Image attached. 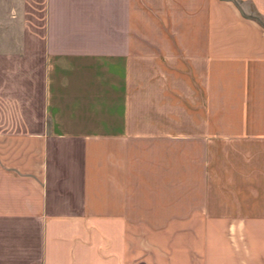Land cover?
<instances>
[{
	"label": "crops",
	"instance_id": "0c3cea01",
	"mask_svg": "<svg viewBox=\"0 0 264 264\" xmlns=\"http://www.w3.org/2000/svg\"><path fill=\"white\" fill-rule=\"evenodd\" d=\"M261 22L264 0H0V264H264Z\"/></svg>",
	"mask_w": 264,
	"mask_h": 264
},
{
	"label": "rangeland",
	"instance_id": "374dc122",
	"mask_svg": "<svg viewBox=\"0 0 264 264\" xmlns=\"http://www.w3.org/2000/svg\"><path fill=\"white\" fill-rule=\"evenodd\" d=\"M262 23V22H261ZM264 25V23H262ZM225 129V128H224ZM223 129V130H224ZM211 140H208V143H211L212 145L215 143H230L228 141H220L217 140L218 138L216 137H210ZM221 138V137H220ZM223 138V137H222ZM228 138V137H227ZM206 160L208 161V176L211 177V180L215 179V176H229V168H230V160H231V152H215V151H208L207 153ZM237 154V153H236ZM201 156V157H200ZM190 158L192 160V167H191V176L193 175H198L197 172V166L199 165V160L202 163V153H199L195 150H192L190 152ZM179 160H182V153L181 151H176V162L178 164ZM181 172L182 168H179L176 166V178L181 177ZM196 190L194 191L193 189V184H192V189H191V200H183L182 197V192L183 188L182 185L176 184V213H182L183 208L188 207V206H194L195 203L198 201L194 200L193 197L196 195ZM180 217V215H179Z\"/></svg>",
	"mask_w": 264,
	"mask_h": 264
}]
</instances>
